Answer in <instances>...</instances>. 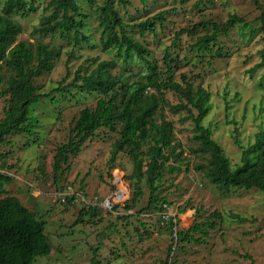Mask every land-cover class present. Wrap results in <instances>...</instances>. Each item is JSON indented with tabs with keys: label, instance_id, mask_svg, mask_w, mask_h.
Returning <instances> with one entry per match:
<instances>
[{
	"label": "rangeland",
	"instance_id": "374dc122",
	"mask_svg": "<svg viewBox=\"0 0 264 264\" xmlns=\"http://www.w3.org/2000/svg\"><path fill=\"white\" fill-rule=\"evenodd\" d=\"M51 1L35 0V10L29 16L14 15V20L23 27L17 41L61 47L62 56L53 70L35 79L40 92L51 93V97L33 105L31 114L39 123L34 130L8 135L6 141L0 142V171L12 177L6 184L7 191L38 210L47 222L53 242L50 255L37 257L33 264H92L95 254L101 264H264V193L255 188L233 189L227 195L219 192L201 168L208 164V156L194 153L198 146L192 139L194 123L185 119L188 113L184 111L176 114L166 106L156 115L157 121L163 114L173 122L175 136L180 141L176 153L182 152L178 163L173 159L168 164L169 171L161 182L160 196H165L169 203L163 204L165 209L161 213L144 210L150 200L145 179L141 182L144 196L135 208L127 210L134 192L133 163L125 152H119L114 162L110 160L120 135L108 128L100 129L93 140L87 141L79 155L71 159L61 181L54 182L56 148L68 141L71 123L80 111L95 107L101 97L96 92H80L70 86L79 66H87L96 57L116 59L118 66L113 73L123 67L128 69L130 82L139 79L146 67L135 55L125 61L117 55V48L103 49L94 10L101 0L93 6L82 2L91 13L84 29L90 42L76 46L59 36L33 33L41 19L51 13ZM130 1L117 6L129 23L163 10L170 11L155 31L148 30L142 36L135 27L131 33L147 45L151 51L149 57L162 68L168 52L182 62L176 70L177 79L180 73H187L196 85L211 92L212 108L204 125L212 128L213 138L223 147L232 165H236L240 162L241 149L234 142L235 130L247 145L264 129V65L254 74L251 72L262 61L264 50V0ZM232 14L239 15L243 22L219 35L212 54L191 49L197 36L207 33L205 30L176 38V32L182 28L204 20L223 24ZM219 48L222 56L216 53ZM3 73L8 74V70L4 68ZM58 87L68 90H56ZM165 97L171 104L180 102L179 96L171 91ZM4 107L5 98H2L0 118L4 116ZM193 112L196 114L197 110L193 108ZM172 164L179 166L176 172H171ZM107 200L112 204L106 205ZM85 204L97 206L98 210L94 216H85V221L76 224ZM184 206L186 211L180 212L179 208ZM213 211L222 215L216 228L208 236L193 233L195 239L202 236V242L192 239L186 242L177 237L178 231L189 229ZM171 245L173 250L169 255Z\"/></svg>",
	"mask_w": 264,
	"mask_h": 264
},
{
	"label": "trees",
	"instance_id": "16d2710c",
	"mask_svg": "<svg viewBox=\"0 0 264 264\" xmlns=\"http://www.w3.org/2000/svg\"><path fill=\"white\" fill-rule=\"evenodd\" d=\"M213 0H199L210 2ZM82 2L93 6L97 0H52V11L44 16L33 33L59 36L69 44L80 45L90 42L84 32L91 13H88ZM130 0H101L94 8L101 29L100 41L104 50L117 48V55L130 60L135 55L145 65L146 72L130 82L128 69L113 70L118 66L115 60L92 58L87 66L81 65L75 72L70 86L80 92H96L101 95L95 107L83 108L72 121L69 138L56 148L53 162L54 182L59 183L63 174L69 170L72 158L83 150L87 141L93 140L102 128L119 133L114 143L111 161L114 162L119 152H125L133 163L131 179L134 181V192L127 210L135 208L139 198L144 196L141 186L143 179L150 189V200L145 211L161 213L169 204L165 196H160L161 182L169 171L168 164L176 160L181 153H176L180 141L175 136L173 122L161 114L156 120L159 110L168 106L173 113H188L185 119H192L194 134L192 139L198 142L194 153L208 156V164L201 166L211 183L223 195L233 189H259L264 193V129L257 132L255 141L244 145L235 130L234 142L241 149L240 162L232 165L223 147L213 138V130L204 125V119L210 112L212 104L211 92L202 85H196L187 73H180L176 78V70L181 68V60L172 58L167 52L163 58L164 68L152 60L150 49L136 39L132 29L138 28L144 36L148 30L155 31L158 24H163L169 10H163L139 22L129 23L118 10V4L127 5ZM147 2V0H142ZM35 10V0H0V99L5 98L4 116L0 118V142L6 136L31 132L38 126V120L32 116L34 104L51 93L40 92L35 79L50 72L62 56L61 47L49 43L37 44L17 41L23 27L14 20V15L29 16ZM176 10V9H175ZM263 27H264V15ZM243 19L232 14L223 24L204 20L176 32V38L187 33L195 35L200 29L207 31L197 36L192 50L212 54V47L219 42V35L228 31ZM222 56V50L216 51ZM96 65L92 69V66ZM264 65L262 61L251 72ZM8 74L3 73V69ZM70 74V71H68ZM56 90H68L58 87ZM171 91L179 96L180 102L171 104L165 94ZM193 108L197 110L195 114ZM181 150V149H180ZM175 157V158H174ZM3 169V168H2ZM179 166L171 165V172ZM12 181L8 173L0 171V264H33L39 256H49L53 242L47 232L46 220L38 214V210L24 204L16 195L10 194L6 184ZM83 188V186H82ZM68 197V196H67ZM75 195L72 199H75ZM63 200V199H62ZM187 206L180 207L185 212ZM97 206L84 205L76 224L85 221V216H94ZM242 219L240 215H235ZM222 215L213 211L203 221L195 223L187 230L177 232L182 241L194 240L202 242V236L216 228ZM170 228L174 223L171 220ZM193 233L202 236L195 239ZM173 246L169 247V255ZM92 264H101L97 254Z\"/></svg>",
	"mask_w": 264,
	"mask_h": 264
},
{
	"label": "built area",
	"instance_id": "2783aa9c",
	"mask_svg": "<svg viewBox=\"0 0 264 264\" xmlns=\"http://www.w3.org/2000/svg\"><path fill=\"white\" fill-rule=\"evenodd\" d=\"M106 205L112 204L109 200L106 201Z\"/></svg>",
	"mask_w": 264,
	"mask_h": 264
}]
</instances>
